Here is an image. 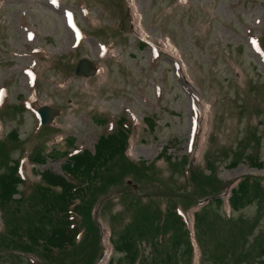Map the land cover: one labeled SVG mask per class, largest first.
I'll return each instance as SVG.
<instances>
[{"label":"rangeland","instance_id":"374dc122","mask_svg":"<svg viewBox=\"0 0 264 264\" xmlns=\"http://www.w3.org/2000/svg\"><path fill=\"white\" fill-rule=\"evenodd\" d=\"M81 61L87 77L74 74ZM25 99L46 112L45 125L23 108ZM0 105L7 153L0 177L19 165L22 182L15 193L9 186L12 202L0 210V264L44 263L2 235L15 227L19 237L10 239L26 245L24 233L46 234L48 222L35 212L49 211L59 191L44 173L65 178L70 155L94 156L100 137L122 130L126 155L94 164V177L68 178L84 189L74 204L85 210L68 211L79 236L53 261L82 264L91 256L93 264H127L108 241L132 221L131 207L148 206L151 215L172 207L195 229L192 201H227L234 182L250 177L256 181L240 206L204 209L212 229L198 233V258L180 244L172 264H264V193L259 201L250 195L264 186V0H0ZM200 171L219 183L207 186L205 199L194 192ZM20 196L34 201L15 205ZM227 228L241 233L216 249L221 256H209ZM145 239H135L137 259L161 264L162 253H151Z\"/></svg>","mask_w":264,"mask_h":264},{"label":"trees","instance_id":"16d2710c","mask_svg":"<svg viewBox=\"0 0 264 264\" xmlns=\"http://www.w3.org/2000/svg\"><path fill=\"white\" fill-rule=\"evenodd\" d=\"M148 120L146 119V122ZM129 138L127 139V134L124 132V130L116 133V134H108L107 136H102L99 138V142L96 149V154L94 156H90L87 153H83L84 151H81L75 155H72L69 157L68 160H70L68 163H65L63 171L67 175V178H75L83 180L86 177H94L95 174L99 171V169L93 168L94 164L99 163L102 164V162L107 161L108 159L115 158L119 155H126L125 151L128 145ZM6 146V144H4ZM0 144V156L3 158L5 157L6 150L4 149L5 146ZM8 146V145H7ZM7 149V147H6ZM35 157V156H34ZM127 159V157H126ZM40 162V159L36 160L35 163L37 164ZM256 166H259L260 164H255ZM73 167V169H71ZM126 165L121 166V170L125 169ZM94 173V176H93ZM210 173V172H209ZM192 176V173H191ZM193 178L195 181V194L196 197H199L201 199L205 198L206 192L205 189L207 186H211L210 184L218 185L219 183H210L214 178H205L202 175V172L200 171L199 175L193 174ZM44 182H46L47 185L51 187H56L59 191L56 197L53 198V200L50 202L49 205V211H39L37 210L35 212L36 218H40L41 222L42 220L47 221V227H46V234L43 232H39L37 230L34 231V233H31L27 235L24 233L27 243L25 245L24 242H20L17 239H10V236L16 235V229L15 227H11V229H7V233L5 231L4 235H2L4 241H7L14 250L19 249V246L21 248H25L24 252H30L33 255H35L37 258H42L44 260L43 264H47L46 260H51V264H58L59 261H53L54 256L53 253H59L60 250L70 249L72 246L75 245V238L79 235V230L73 225L70 226L72 220H68V211H72L77 214H80L85 210V207L83 204H74V201H81L83 199V192L84 189L82 187H75L74 184L71 182H68L66 179H64L61 176H54V175H46L44 173L43 177ZM252 181H256L250 177H243L242 179L237 180L234 182L233 188H231V195L228 198V206L230 209L233 210V208L236 207L237 204L239 206L245 200V198H248V195L250 193L251 187H249V184ZM259 181V180H258ZM257 181V182H258ZM12 182V184H11ZM110 182V181H109ZM21 178L17 175L16 172V165L13 169V172H11L9 175L0 177V202L5 200L4 202L0 203V210L3 207L5 203H10V196L8 193V188L11 186V192L15 193L16 185L21 184ZM113 187V186H112ZM196 189L200 192V194H197ZM220 186L217 188H212V191H219ZM264 193V186L262 187H255V190L251 192V198H253V201H259V196L263 195ZM42 200H44V197L39 195ZM21 200H13L15 205H24V203L30 204V202H33L34 199H27L20 196ZM40 201V198L37 200L36 204ZM264 203V202H263ZM262 203V204H263ZM196 201H192L189 204V207L195 206ZM211 204L214 205H221L222 201L219 198H212L211 201L206 205L201 207L198 211H195L192 213L193 220H194V233L196 231V234H194L195 241L197 245L199 244L198 241V233L202 230L210 231L212 229V226L205 223V220L203 218V211L205 208L208 207L210 209ZM140 204L136 207H131V209L128 210L127 213V220L128 217L132 218V221H127L126 224H124L122 232L116 237L110 238V244L113 245L115 251H123L126 255L125 260L127 264H147V258L142 259L139 261L137 259V250H136V237L137 238H143L146 236L147 239L144 240V244L148 247H151L150 252H157L160 250L162 253L161 264H172V256L175 257L180 244L185 245V255L189 258L192 257V248L189 241V232L186 228L185 221L183 218L178 216L176 214V211L172 210V207H168L166 211L163 213L159 212L157 209H154L155 214H150V209L148 206H142L139 207ZM186 206V205H184ZM18 213L21 214L20 209H16ZM24 210V207H23ZM213 212L215 214H218L217 210L213 209ZM8 214V216L11 219H14L17 217V213L12 211L5 212ZM50 214L52 217V220L50 219ZM85 216H87L85 214ZM219 216V215H218ZM220 217V216H219ZM226 221L230 223L231 219L226 218ZM215 222H218L215 220ZM5 224V223H4ZM70 226V227H69ZM7 228V227H6ZM19 231L18 233H20ZM97 231H95L96 233ZM120 232V231H119ZM118 232V233H119ZM241 231L237 229L236 231L230 230L227 228L222 234V236L219 238V243L215 244L212 253L209 255L211 257L221 256V254H218L216 252V249L220 247H231L230 241L233 240V238L240 234ZM122 234H125L124 236H121ZM247 234V233H245ZM41 235H44L45 237H41ZM94 235V239L98 240L97 234H92V237ZM120 235V236H119ZM19 237V236H18ZM117 238V239H116ZM6 239V240H5ZM92 239L91 241H94ZM115 240H118L115 242ZM18 244H16V243ZM90 246V243H88L87 247ZM85 243H83L82 248H85ZM152 247H159L160 249L152 250ZM165 247L169 248L170 251L165 249ZM177 250V251H176ZM172 251V254H171ZM90 252V251H89ZM263 254V253H262ZM34 256V257H35ZM148 258H152V255L149 254ZM53 259V260H52ZM82 264H93L92 263V257H86L81 262ZM236 264V263H234Z\"/></svg>","mask_w":264,"mask_h":264},{"label":"water","instance_id":"95a60500","mask_svg":"<svg viewBox=\"0 0 264 264\" xmlns=\"http://www.w3.org/2000/svg\"><path fill=\"white\" fill-rule=\"evenodd\" d=\"M82 72V73H81ZM81 73V75H83L84 77L88 76V64L81 61L79 62L78 66L75 68V74L79 75ZM38 116L40 117V122L44 123V116L42 114V112H39Z\"/></svg>","mask_w":264,"mask_h":264}]
</instances>
